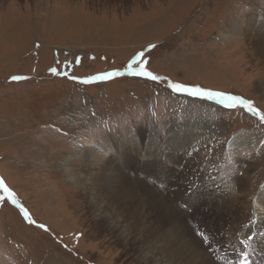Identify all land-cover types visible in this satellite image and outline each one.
I'll use <instances>...</instances> for the list:
<instances>
[{
	"label": "rangeland",
	"instance_id": "obj_1",
	"mask_svg": "<svg viewBox=\"0 0 264 264\" xmlns=\"http://www.w3.org/2000/svg\"><path fill=\"white\" fill-rule=\"evenodd\" d=\"M249 16L264 26V0H0V264H136L112 235L97 231L73 176L87 145L108 140L119 148L127 130L150 128L161 142L171 128L185 130L187 137L181 130L168 144L188 148L177 155L178 173L191 158L190 179L179 186L183 203L202 206L195 195L206 200L214 186L220 201L230 197L234 212L212 215L209 231L224 235L234 255L247 252L242 228L253 208L235 199L234 184L264 186V121L241 107L174 93L167 81L123 76L86 85L72 77L116 69L150 75L125 69L143 52L154 74L238 95L264 115V52L256 53L247 32L234 33L240 22L256 33ZM237 137L244 143L230 152ZM110 154L98 150L94 160ZM172 182L159 190L171 191Z\"/></svg>",
	"mask_w": 264,
	"mask_h": 264
},
{
	"label": "bare ground",
	"instance_id": "obj_2",
	"mask_svg": "<svg viewBox=\"0 0 264 264\" xmlns=\"http://www.w3.org/2000/svg\"><path fill=\"white\" fill-rule=\"evenodd\" d=\"M249 17L245 23L252 26L256 33L244 28L242 22L236 23L240 29L234 33L240 30L247 32L250 38L247 39L248 42L252 43L251 46H254L257 54H261L264 52L263 22L256 28L258 20L256 22L255 17ZM152 130L154 129L150 128L147 132L137 131L134 134L127 130L119 148L108 140H97L85 147L84 161L76 167L77 178L76 175L73 176L75 182L79 183L74 186L80 187L81 203L85 205L89 215L93 216L97 231L104 230L112 235L116 242L128 249L136 264H240L242 257L234 255L232 248L224 245V235H219L217 230V235L213 236L209 231L210 217L225 210L233 213V201L231 202L230 197H225V202L220 201L215 192H211L212 197L205 200L199 193L195 195V199L200 201L202 198L204 201L199 203L202 206L191 207L190 211L180 208L178 205H184L183 202L186 201L179 193V186L182 180L188 182L190 179L187 172L193 169L189 165L191 158L185 160L186 166L182 168V173H178L177 169L179 166L181 168L179 157L185 156L181 150L188 148L182 145L168 146L170 143H177L181 137L180 129L177 132L171 128L162 142L167 152L160 154L159 151H152V142L160 141ZM243 140L242 137L233 139L229 151H233V146L244 143ZM206 142L207 140L204 143ZM98 150L110 151L113 159L110 156L108 161L94 160ZM74 156L75 154H71L69 157L72 159ZM69 157L67 162L70 161ZM145 158L149 159L148 168L145 167ZM131 164L132 170L129 168ZM70 172H67L68 175ZM156 176L160 178L156 179ZM172 180L171 191L159 190L163 186L166 188ZM234 187L235 199L241 202L250 201L253 208L248 220L251 222L242 228L243 231L246 228L250 239L247 262L264 264V186H257V191L256 188H247L246 182L237 178ZM217 199L219 203L214 205ZM207 232L209 240L201 236V233L206 236Z\"/></svg>",
	"mask_w": 264,
	"mask_h": 264
},
{
	"label": "snow or ice",
	"instance_id": "obj_3",
	"mask_svg": "<svg viewBox=\"0 0 264 264\" xmlns=\"http://www.w3.org/2000/svg\"><path fill=\"white\" fill-rule=\"evenodd\" d=\"M155 47H156L155 45H150L149 50H151ZM144 56H145V53H143V52L138 53L135 57H133L131 59V61L127 64L125 69H128L129 66H131L132 69H140L142 67L143 70L145 72L149 73L150 75H140V74L129 75L128 72H126V71H121L119 69H116V70H112V71L98 73L94 76H90V77L85 78V79H80V78L75 77V76H73L72 79H73V81L83 83L86 85L95 84V83H99V82H107V81H110L114 78H119V77H123V76L146 78L147 80L155 81L158 83L161 81H167L168 87L174 93H185L188 96L196 97V98H199L202 100L216 101L218 104L223 105L227 108L234 109L236 107H241L243 109H246L247 112L251 113L252 115L259 116L261 121H264V115H262L260 113V111L254 106L253 101L244 99L238 95L228 94V93H225L222 91H213V90L206 89V88L196 86V85H188V84L179 83V82H172V81L168 80L166 77H161L157 74H154L152 71H149L146 67L147 62L144 60ZM52 73L54 75L59 74L56 69H52ZM11 79L13 81H18V80L26 79V78L14 76ZM5 201H7V200H5ZM13 206H15V205H13ZM29 215H31L30 212H29ZM31 224L41 228L44 231H48V228L46 225L37 224L34 219L32 220ZM201 236L204 239H207V237L204 236L203 233H201ZM242 244L245 246V248L250 247L249 239L243 240ZM247 256H248L247 252L241 253L242 259H241L240 264H248Z\"/></svg>",
	"mask_w": 264,
	"mask_h": 264
}]
</instances>
